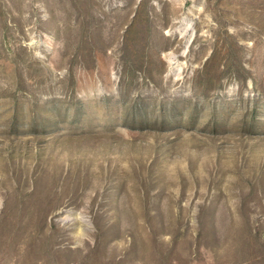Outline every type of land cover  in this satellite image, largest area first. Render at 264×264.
Listing matches in <instances>:
<instances>
[{
    "label": "rangeland",
    "instance_id": "obj_1",
    "mask_svg": "<svg viewBox=\"0 0 264 264\" xmlns=\"http://www.w3.org/2000/svg\"><path fill=\"white\" fill-rule=\"evenodd\" d=\"M0 264H264V0H0Z\"/></svg>",
    "mask_w": 264,
    "mask_h": 264
}]
</instances>
